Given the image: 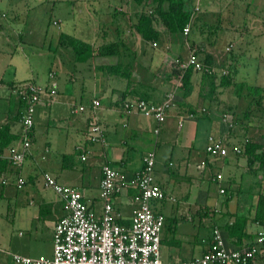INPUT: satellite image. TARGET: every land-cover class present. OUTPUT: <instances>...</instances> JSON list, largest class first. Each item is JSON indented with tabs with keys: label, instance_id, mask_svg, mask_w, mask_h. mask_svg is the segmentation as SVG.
Returning <instances> with one entry per match:
<instances>
[{
	"label": "rangeland",
	"instance_id": "obj_1",
	"mask_svg": "<svg viewBox=\"0 0 264 264\" xmlns=\"http://www.w3.org/2000/svg\"><path fill=\"white\" fill-rule=\"evenodd\" d=\"M131 4L135 7L133 0H0V124L12 121L10 116L16 117L21 111L25 112V107L23 108L19 103L16 90L12 89V84L17 88L27 83L51 88L57 81L60 91L56 89L58 93L55 102L48 104L47 107L42 103L35 106L34 126L37 131L36 138L40 143L44 144L48 140L53 142L51 152L47 154L48 157H61V152L68 156V162L71 165L67 173L70 179L62 180L64 184L75 182L76 173H80L92 164L90 159L87 162L81 161L80 153L75 147L77 139L82 138L83 134L78 133L73 127L72 117L82 119L91 117L93 114L88 108L90 99L86 101V97L83 102L81 101L86 111L79 112L77 115L71 113V103L76 99L73 91L74 85L82 81L87 82V80L83 79L86 74L81 76L79 72L84 69L85 64L76 62L71 48L68 47L69 40L76 38L93 44L94 40H98V36L102 38L107 30L109 31L107 34H112L117 26L120 27L125 22L120 21V24L113 25L112 19H117L116 22H119L125 18V13L131 9ZM194 5L196 7L195 32L188 33V37L184 34L176 36L175 42L182 46L180 53L183 58L189 56L188 45L193 44V39L196 40L193 48L201 50L200 60H203L207 53L213 56L214 66H216L214 69L216 92L211 96L218 98L220 103L225 105V111L230 112L229 117L234 118L237 123L238 135H242L241 137L248 135L251 139L252 135L249 131L251 119L258 124V127L262 126L259 129L264 132V96H262V107H257L253 106L256 103L254 96L248 93L249 87H264V0H196ZM136 12L138 15V10H133V13ZM133 13L129 11L128 14L132 17ZM136 15L133 19H136ZM145 46L146 44H142L138 47L139 51H142L143 47L145 50ZM173 49L180 50L176 45ZM139 53V59L143 58V53ZM137 56L131 55L132 66ZM125 62H130V59L128 58ZM154 65L153 61L150 62V67L146 70L136 63L134 71L142 73L146 70V75H148L151 72L150 68L154 70ZM51 73H54V78H51ZM72 75L77 77V80L69 83L66 78ZM223 76L231 80L230 86L225 88L221 86ZM132 84L131 88L142 90L145 95L148 94L149 88L146 83L139 86L137 83ZM242 84L245 87L238 96V87ZM64 88H67L68 92L65 93ZM100 94L97 95L101 96ZM43 98L46 97L43 96ZM78 102L76 105L79 107L80 101ZM203 104L207 108L211 106L210 101L203 102ZM247 115H249L248 119ZM53 122L56 125L51 126ZM152 123L155 124L154 120ZM17 126L20 129L18 143L20 142L19 147H22V124L19 123ZM150 129L151 131L143 132L146 141L137 150L136 154L139 156L144 150L154 148L156 138L153 134V127ZM175 133L176 131L172 132V134ZM252 133L261 137L262 131ZM164 135L159 137L162 145L156 153L155 171L158 161L159 167H162L163 163L165 164L163 160L170 157L169 152L176 145L177 133L171 142L166 141ZM41 156L43 155L37 154L35 159L42 162ZM229 158H235L233 151H230ZM174 160H176L175 157ZM199 161L200 159H197L195 162ZM247 161L248 159L245 158L236 168L237 182L235 184L228 182V171L226 166L223 169V161H221L219 166L208 169L202 176V187L192 186L185 178L179 182L176 181L177 183L169 188V195L173 196L176 201L168 199L162 202L160 210L165 215L169 227H172L171 230L177 232L175 237L180 241L177 247L183 258L192 256L194 246L197 249L196 256H200L198 250L202 247L198 243L199 238L203 239L210 233V227L207 225L199 226L198 217L195 216L194 221L189 219V215L192 214L188 212L189 209L196 213L197 197H201L205 192L207 196L209 195V206L215 210V207L221 206L231 196L240 193L250 198L259 192V189H264L262 180L264 169L255 167V170L250 171L249 168H243L244 165H248ZM29 164H33L31 157L26 159L25 166L12 168L13 172L4 175L8 183L5 189L8 198H0V264H21L14 260V255L25 256V253H29V256L36 258L40 255L50 256L52 254L53 230L48 225V221L55 220L57 215L62 214V210L59 209L57 214L52 213L48 216L44 215L41 219H34L35 212H30L33 206H29L32 197L28 198L25 204L21 201L27 199L26 192L31 188L37 189L33 191V195L38 198L43 195L49 201L58 200L59 196L55 191L43 185L45 179L42 177V171L51 172L53 169L47 167V164H41L40 170L35 166L34 171L39 178L37 183L34 186L27 183L19 188L18 180L20 176H27V165ZM221 172L225 176L224 181L216 179ZM190 173L195 175V169H191ZM161 182L162 177L158 176L156 183L161 184ZM221 187L227 188V194L220 193ZM15 195L19 196L21 200L19 203H15ZM185 196H188L186 200H184ZM187 200H189L188 203H186ZM97 204L96 212L99 215L103 206L102 199ZM207 224H212V222L209 221ZM169 227L166 229L164 226L162 239L166 232H170ZM187 240L193 241L192 244H188ZM161 253L164 256L163 247Z\"/></svg>",
	"mask_w": 264,
	"mask_h": 264
},
{
	"label": "crops",
	"instance_id": "obj_2",
	"mask_svg": "<svg viewBox=\"0 0 264 264\" xmlns=\"http://www.w3.org/2000/svg\"><path fill=\"white\" fill-rule=\"evenodd\" d=\"M137 7V5H135V7L132 5L131 9H129L130 13H133V10H138L139 12V7L138 9ZM128 13L126 12L125 18L119 20V22H116L117 19H112L113 25L120 24V21H125V24L122 23L120 27L117 26V29H114L115 32L112 34H107V32H109L107 30L105 35H103L102 38H99L98 36V40H94L93 44L81 40L89 44L93 49L92 54H90L87 60L82 62L78 61L75 52L70 47V44L68 46L71 48L70 50L73 52L76 62L85 64V66L82 65L84 66V69L80 70L79 72L81 76L86 74L83 79L85 80L86 78L87 80V82L82 81L81 83L74 85L73 91L76 99H74L71 103V113L72 115H77L79 112L86 111V107H84L82 103L86 97V101L90 99L88 108L93 114L91 117H83L82 119H78V117H72L74 121L73 127H75L78 133L81 132L83 134L82 138L77 139L75 147L76 151L80 153L79 155L81 157V161L87 162L90 159L92 164H89V167L84 168L80 173H76L77 178L75 182L72 184H64L62 180L70 179V176L67 173L69 171L68 168L71 165L68 162V156L61 152V157H48L47 154L51 152L53 142L51 143L48 140L44 144L42 142L40 143L36 138L37 131L35 126L32 134L33 147L30 156L33 164L27 165L28 174L26 177L20 176L26 180V184L30 183L31 186H34L39 179L36 175L37 173L34 171L35 168L37 167L40 170L41 164H47V167H50L53 170L51 172L47 170L42 171V177L45 179L44 175L49 174L60 185H68V187L80 189L83 192L85 201L95 210L96 214V209L98 208L97 203H99L101 199L100 183L103 178V167L108 164L129 176H133L136 172L141 171L144 168V159L149 153H155V157L157 158V150L161 148L162 145V143L159 141V137L163 134H165V140L171 142L177 133V139L175 142L176 145L172 148V151L169 152L170 157H167L163 160L165 161V164L163 163L162 167H159L158 161L157 169L155 171L156 182L158 176L162 177L161 184H158L166 193L167 198L163 202L167 201L168 199L171 201H176L173 196L169 195L168 191L171 186L173 187V185H175L181 179L187 178L192 186L195 185L202 187V176L205 175L208 169L219 166L221 161H223V169L226 166L228 171V182L235 184L237 182L236 168L239 167V163L242 162V160L247 158L244 154H236L233 148L240 146L242 147L244 140L242 142L240 140L249 139L250 137L248 138V135L241 137L242 135H238L237 129L231 131V125L229 121H227V117L229 115L226 117L224 112L226 110L225 105L220 103L218 98L215 96H211L212 91L210 86L211 88L213 86L211 85V80L203 76V74L198 71L194 72L190 86L191 92L188 94V96H185L184 94L185 90L182 89L184 71L174 64V60L180 57L183 62L187 61L191 54V50H193V44L196 42V40L193 39V44L188 45V50L190 53L189 56H187L188 59L183 58L182 54L180 53L182 46L176 44L175 40L166 34H163L161 42L146 43L135 30V24L137 23V12L133 13L132 17L129 16ZM134 15H136V19H133ZM69 41L71 42V40ZM142 44H146L145 50L143 47L144 51H139L138 47L142 46ZM154 44H156V46ZM175 45L178 46L180 50L177 51L173 49L175 48ZM119 46L121 47L122 52L117 51L116 48ZM147 49L149 51H147ZM139 52L143 53V58L139 59ZM132 54L138 55L135 57L136 62L134 66L136 63H139V65L147 70L150 67V62L153 61L155 64L154 70L150 68L151 72L148 73V75H146V70L142 73L134 71V66L131 65V62H133L131 60ZM128 58L130 59V62H125ZM125 65L128 66L126 67ZM128 67L130 68L128 69ZM76 72H78V69H76ZM76 80L77 77H74L73 75L66 78V81L69 83ZM56 82L54 84L58 90L59 86ZM132 83H137L138 86L142 83H146L147 87L149 88L148 94L145 95L142 90L131 88L133 85ZM261 88L264 89V87ZM64 90L65 93L68 92L67 88H64ZM59 91L60 89L58 92ZM99 93H101V96L97 95ZM105 96L106 100L104 101ZM45 97L48 98L49 96L45 95ZM46 98H43L42 100V105H46V107L48 104L54 103L56 99L52 98L48 100ZM78 100L80 101L79 107L76 105L79 103ZM95 100L100 102L99 107H94ZM136 101H145L148 104L156 107H163L168 104V108L165 112L164 122H160L155 116H146L137 109L127 111L125 104L134 103ZM207 101H210L211 103L209 108L203 104V102L207 103ZM80 108H84V110L80 111ZM221 108H223V110ZM19 117V114L16 117L10 116L9 118H11L12 121L0 124V126L8 124L10 126V133L17 137V139L20 135V129H18L19 127L17 126V124L19 125L20 123ZM143 118H147L149 120L146 121ZM228 119L232 118L228 117ZM152 120H154L155 124L152 123ZM253 121V119L250 120L251 123L249 126V131L252 135L250 140L259 141L262 143L264 140V132L263 130L259 129L262 128V126L258 127V124ZM93 123H98V125L103 127V143L91 142L89 140V130ZM54 125L56 124H51V126ZM82 126H84V128H82ZM152 127L153 134L156 138V141L153 144L154 148H152V150H144L141 153V156H139V154H136L137 150L139 147H141V145L145 144L144 142L146 141V137L143 135V132L146 130L151 131L150 128ZM258 130L262 131L261 137L260 135L255 136L252 133ZM174 131H176V133L172 134ZM211 137L215 140L223 142L226 147V143L230 145L229 148L227 147V156H212L210 153H208ZM19 140L20 139L13 142L11 146L21 148L19 147ZM230 151H233L235 158H229ZM8 154L9 150H7L5 157ZM37 154L43 155L41 156L42 162H38L35 159ZM83 157H85V160H83ZM174 157L176 160H174ZM197 159H200V161L196 163L195 161ZM156 163L157 161L155 162V166ZM255 167L264 169V166H262L258 161L253 162L250 164V166L249 163L247 166H243V168H249L250 171L255 170ZM22 169H24V167ZM191 169H195V175L190 173ZM13 171L14 169H12L10 166L6 164H0L1 199L8 198L6 197L7 194L5 192V189L8 186L3 184V180L5 179L4 175L6 176L8 172ZM216 179H221L224 181L225 176L223 175V172H221L218 177H216ZM262 180L264 183L263 177ZM44 183L46 184L45 181ZM34 190L37 189H28L26 192V200L22 199L21 201L19 196L16 197L15 195L14 201L15 203H19V201H21L25 204V201L32 197L29 206H33L30 212H35L33 214L34 219H41L44 215L48 216L52 213L57 214L59 209L62 210V214H60V216L57 215L55 220L51 222L48 221V225L53 230L52 254L50 256H39L52 258L54 254L55 226L58 221L68 215V211L66 209L65 202L56 192L55 193L59 196L58 200L49 201L45 199L43 195H40L39 198L34 196ZM136 193L137 192L134 189L125 190L118 196L116 200V214L119 215V222L122 225L128 226L131 223L133 212L137 208V203L135 202ZM220 193L224 195L227 194V188L221 187ZM187 198L188 196H185L184 200ZM196 201V213L189 209L188 212L192 213L189 215V219L194 221L196 216L200 220L199 226L207 225V227H210V233L208 236L203 237V239L199 238L200 241H198V243H200L199 245L202 247L201 250H198L200 256H196V246L193 247L191 252L192 256H190V258H183L181 256V253H179L178 250L179 247H177L180 241L175 237L177 232L171 230L172 227H169V223L165 217L167 222L165 221L166 224L164 226L166 229L169 227L170 232H166L165 237H163L161 242V248H164V256H162L161 253L163 264H179L181 262L193 260L194 258L202 257L209 249L212 243L214 230L217 228L221 230L227 247L230 250L252 245L255 242L254 240H256L257 234L264 230V219L260 220L258 218V210L261 201H263L262 205H264L263 188L259 189V192L250 198L244 197V195L240 193L236 194L235 196H231L227 198L221 206L218 205V207H215V210L209 206V195L207 196L205 192L201 195V197H197ZM188 202L189 200H187L186 203ZM161 205L162 203H159L156 206V211H159L160 213ZM262 211L264 213V208ZM101 213H103V206L99 216L102 215ZM209 221H211L212 224L208 225L207 223ZM237 226H240V230H237ZM187 242L188 244H192L193 241L189 242L187 240ZM28 254L29 253H25V256L14 255V257L21 256L35 258L29 256ZM255 264H264V255L260 256Z\"/></svg>",
	"mask_w": 264,
	"mask_h": 264
},
{
	"label": "built area",
	"instance_id": "obj_3",
	"mask_svg": "<svg viewBox=\"0 0 264 264\" xmlns=\"http://www.w3.org/2000/svg\"><path fill=\"white\" fill-rule=\"evenodd\" d=\"M189 32L190 27H187L184 34L188 35ZM174 64L182 71L193 68L198 72L213 73L199 60L196 50L191 51L187 61L177 58ZM51 78H54L53 74ZM54 85L53 83L50 88L27 83L16 90L19 99L25 102V112L20 119L23 128L22 147L11 146L9 154L6 157L0 156V159L8 158L16 167L24 165L27 155H31L35 106L42 103L45 95L57 97L58 92ZM99 106L100 102L95 100L94 107ZM125 108L127 111L137 109L146 116H155L160 122H164L168 104L156 107L145 101H136L126 103ZM83 110L84 108H80V111ZM228 117L227 121H230ZM88 138L91 142L103 143V127L93 123ZM237 152L240 153V150ZM208 153L212 156H227L228 150L223 142L211 137ZM144 162V168L133 176L108 164L103 167L100 183V198L103 202L101 216L85 201L80 189L60 185L49 174H45L46 187L53 189L65 202L68 215L55 226L52 258L15 256V261L21 264H163L161 234L166 220L162 213L156 211V206L167 197L162 187L156 183L155 153H149ZM25 183L24 178H19L17 186L22 188ZM3 184L8 185L7 180H3ZM128 189L137 192V208L133 212L130 225L125 226L119 222V215L116 214V200ZM254 241L252 245L230 250L221 230L217 228L209 249L202 257L179 264H255L264 255V230L257 234Z\"/></svg>",
	"mask_w": 264,
	"mask_h": 264
},
{
	"label": "trees",
	"instance_id": "obj_4",
	"mask_svg": "<svg viewBox=\"0 0 264 264\" xmlns=\"http://www.w3.org/2000/svg\"><path fill=\"white\" fill-rule=\"evenodd\" d=\"M196 0H133V3L137 5L140 8V11L137 15V23L135 24V30L136 32L142 37V39L146 43H158L162 41L163 34H166L170 36L172 39L175 40L176 36L183 35L185 33V29L187 27H190L189 33L195 32V5L194 3ZM148 9V10H147ZM204 32V31H202ZM185 37H188V35H185ZM70 47L73 49V51L76 54V58L78 61H85L89 58L90 54H92V47L77 39H72L70 42ZM118 52L121 51V47L116 48ZM196 50V54L199 57L201 50H197V48H193ZM200 51V52H199ZM113 53V49H112ZM180 59V57H178ZM181 60V59H180ZM200 60V57H199ZM202 64L208 70H212L213 73L210 74V72H200L205 76L206 78L210 79L212 82V88H211V94L214 95L216 92V85L214 83V77L215 73L214 70L216 66H214V58L211 54H206L204 59L200 60ZM197 72L193 68H189L188 70L184 71L183 80H182V89L185 90V96H188V94L191 92L190 86H191V80L193 73ZM53 73L50 74V76ZM231 80L227 76H223L221 79V86L222 87H228L230 86ZM15 85L12 84L13 91L18 90L19 88L14 87ZM245 85H240L238 87V96L241 95V91L244 90ZM248 93H250V96H254L255 104L253 106L262 107L263 104V98L264 96V89L261 87H249ZM19 103L23 108L25 107V102L19 99ZM22 111L19 113V116L21 117ZM230 112L225 111V114L228 115ZM19 117V119H21ZM246 118H249V115L246 116ZM234 118L229 121L231 127V131H234L236 129L237 123ZM35 127V126H34ZM19 139V137H18ZM17 137L13 136L10 133V126L2 125L0 126V156L5 157V154L7 153V150L10 149L11 144L18 140ZM264 139V135H263ZM227 147L229 148V144L226 143ZM233 146V145H232ZM234 152L238 155H246L248 158V163L252 164L255 161H258L261 163L262 166H264V140L262 143L259 141H253L250 139H244V144L242 147H234ZM240 150V153L237 152ZM27 159L31 155H27ZM221 157V156H220ZM0 164H6L10 166L11 168H21L14 166L8 158H2L0 159ZM22 178V177H20ZM6 180V179H4ZM26 184V183H25ZM7 185V184H6ZM262 202L259 205V214L258 218L260 220L264 219V213L263 208L264 205H262ZM240 223V222H239ZM241 225V224H239ZM240 226H237V230ZM240 230V229H239Z\"/></svg>",
	"mask_w": 264,
	"mask_h": 264
},
{
	"label": "bare ground",
	"instance_id": "obj_5",
	"mask_svg": "<svg viewBox=\"0 0 264 264\" xmlns=\"http://www.w3.org/2000/svg\"><path fill=\"white\" fill-rule=\"evenodd\" d=\"M135 100V99H134ZM124 110V109H123Z\"/></svg>",
	"mask_w": 264,
	"mask_h": 264
}]
</instances>
